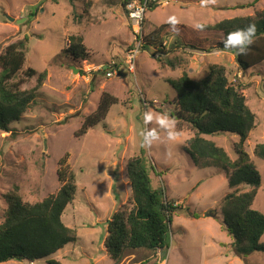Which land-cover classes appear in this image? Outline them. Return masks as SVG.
Wrapping results in <instances>:
<instances>
[{"label":"rangeland","instance_id":"374dc122","mask_svg":"<svg viewBox=\"0 0 264 264\" xmlns=\"http://www.w3.org/2000/svg\"><path fill=\"white\" fill-rule=\"evenodd\" d=\"M34 8L36 15L27 22ZM261 9L264 0H210L206 6H202V0H171L167 6L151 9L145 18L146 38L155 43L167 41L169 51L165 53L177 59L179 66L162 67L151 50L142 49L132 73L125 62L132 35L120 0H85L84 4L80 0H0V53L24 35L28 38L22 70L30 67L36 74L22 87L32 88L38 74L46 71L33 105L20 120L11 122L7 131L0 130V221L7 207L4 195L14 188L23 201L31 203L55 193L60 186L58 162L64 158V164L76 175L77 189L62 220L79 236L47 258L1 264H47L49 258L63 264H112L103 240L112 213L130 205L125 168L133 155L143 158L150 185L162 189L165 199H173L181 209L172 216L167 251L129 250L117 264H264V252H253L246 258L234 253L232 239L222 227V198L231 190L225 173L215 167L194 165L184 150L193 130L170 116L177 110L176 91L170 82L182 71L198 80L211 65H220L230 82L242 85L241 93L255 114V127L243 147L261 179L252 208L264 213V160L253 153L257 143H264V61L242 71L230 52L171 48L174 35L157 39L152 29L169 23V17L174 16L178 25L194 37L207 35L219 40L221 33L201 32L194 25L247 16ZM73 34L83 38L88 59L65 51ZM71 66L80 70L74 72ZM104 92L115 96L117 103L103 122L76 137L83 117L96 109ZM146 113L152 120L145 121ZM165 116L174 121L171 129L160 124ZM170 131L174 139L169 138ZM205 137L235 159L237 135ZM249 190L247 185L237 189ZM260 241L264 242V233Z\"/></svg>","mask_w":264,"mask_h":264},{"label":"trees","instance_id":"16d2710c","mask_svg":"<svg viewBox=\"0 0 264 264\" xmlns=\"http://www.w3.org/2000/svg\"><path fill=\"white\" fill-rule=\"evenodd\" d=\"M80 1L83 4L85 2ZM125 2L126 0H120L122 6ZM36 10L34 8L30 12L27 22L34 19ZM250 23L256 24L257 34L247 55L238 56L234 49H225L223 41L227 35ZM202 24L206 27L198 31L219 32L221 39L214 40L207 35L194 37L178 24V31H173L170 23L153 26V31L157 39L174 35L171 48L182 46L184 51L199 53L211 49L230 52L234 55L238 69L242 71L264 61V9L247 16ZM68 41L69 46L65 51L81 60L90 57L80 35H70ZM27 42L28 38L24 35L8 44L0 53V130L3 131L9 129L11 122L20 120L33 105L35 94L46 78V71H42L32 88L22 87L25 81L36 74V70L30 67L22 70ZM162 42L163 40L158 43L148 40L145 34L142 49L151 50V56L162 67L175 69L179 66L177 59H170L169 53L155 57L154 48L163 52L169 51L168 46H162ZM170 84L176 91L177 105V110L170 113V116L178 124H186L193 130V136L186 140L184 150L198 168L215 167L225 173L231 190L222 198V227L232 239L234 253L240 258H246L253 252H264V242L260 241L264 233V213L252 208L261 179L243 147L249 132L255 127V114L241 93L242 85L238 81L230 82L224 67L215 64L209 67L207 74L201 79H193L188 71H182ZM116 103L115 96L104 92L96 109L83 117L74 135L81 137L103 122L110 107ZM144 106L147 107L148 103L145 102ZM218 133L237 135L235 159L232 160L223 147L205 137ZM253 153L264 160V143H257ZM58 163L57 178L60 186L55 193L33 203L23 201L17 188L4 195L7 207L0 221V263L9 260L34 262L44 259L78 239L76 230L62 220L63 211L75 197L76 175L64 164V158H60ZM125 175L131 189L130 205H124L112 213L107 221L103 240L112 264L119 263L129 250L143 248L154 252L158 249L161 252L167 251L172 216L181 209L173 204V199H165L162 189H154L150 185L148 172L140 155L128 158ZM240 185H247L250 190L238 192ZM192 216L195 214L192 213ZM46 262L63 264L56 258H49Z\"/></svg>","mask_w":264,"mask_h":264},{"label":"built area","instance_id":"2783aa9c","mask_svg":"<svg viewBox=\"0 0 264 264\" xmlns=\"http://www.w3.org/2000/svg\"><path fill=\"white\" fill-rule=\"evenodd\" d=\"M170 1L171 0H126L125 4L122 6L124 16L132 35V42L125 50V62L128 64V70L132 73L134 72L135 58L137 54L141 52L144 42V27L147 11L151 10V7L167 6L170 4ZM137 12H139V15H137ZM166 42L167 41H163L162 46H167ZM160 46H158V48ZM154 51L155 57L165 55V52L158 49H154Z\"/></svg>","mask_w":264,"mask_h":264},{"label":"clouds","instance_id":"9594fccd","mask_svg":"<svg viewBox=\"0 0 264 264\" xmlns=\"http://www.w3.org/2000/svg\"><path fill=\"white\" fill-rule=\"evenodd\" d=\"M210 0H202V6H206ZM137 15H139V12H137ZM168 22L172 25L173 31H178L176 29V25L178 24V20L176 17H169ZM206 27V25L202 23H196L194 25V28L197 30H203ZM257 34V27L255 23H250L244 28H238L233 32H230L227 37L224 39L223 44L225 49H234L236 52V55L238 56H244L247 55L250 46L255 43V38ZM151 114H145V121L152 120ZM160 124L162 127H166L171 129V127L174 125V121H170L167 119V117H162L160 119ZM150 136L153 137V139H156V136L154 133H149ZM169 138L174 139L175 135L171 131L169 132ZM147 139V137L145 138ZM151 142V141H149Z\"/></svg>","mask_w":264,"mask_h":264},{"label":"water","instance_id":"95a60500","mask_svg":"<svg viewBox=\"0 0 264 264\" xmlns=\"http://www.w3.org/2000/svg\"><path fill=\"white\" fill-rule=\"evenodd\" d=\"M7 18L9 19V20H13V18L12 17H10V16H7ZM21 20H17V22H20ZM72 67V69L74 70V72H78L80 69L79 68H76V67H74V66H71Z\"/></svg>","mask_w":264,"mask_h":264},{"label":"crops","instance_id":"0c3cea01","mask_svg":"<svg viewBox=\"0 0 264 264\" xmlns=\"http://www.w3.org/2000/svg\"><path fill=\"white\" fill-rule=\"evenodd\" d=\"M157 26V25H156ZM153 29V28H152ZM2 263H4V262H2ZM1 264V263H0Z\"/></svg>","mask_w":264,"mask_h":264}]
</instances>
